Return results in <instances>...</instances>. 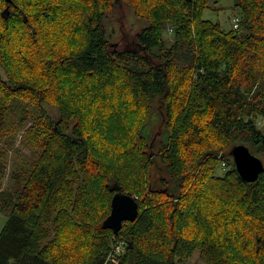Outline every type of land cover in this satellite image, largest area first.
I'll return each mask as SVG.
<instances>
[{
	"label": "trees",
	"instance_id": "16d2710c",
	"mask_svg": "<svg viewBox=\"0 0 264 264\" xmlns=\"http://www.w3.org/2000/svg\"><path fill=\"white\" fill-rule=\"evenodd\" d=\"M210 1L0 0V264H264V170L247 183L230 154L264 156V0H234L228 31ZM118 2L146 22L136 50L110 44ZM116 187L139 204L117 235Z\"/></svg>",
	"mask_w": 264,
	"mask_h": 264
},
{
	"label": "rangeland",
	"instance_id": "374dc122",
	"mask_svg": "<svg viewBox=\"0 0 264 264\" xmlns=\"http://www.w3.org/2000/svg\"><path fill=\"white\" fill-rule=\"evenodd\" d=\"M211 0L209 3V8L204 12V19L210 20L214 23H219L224 30H230L233 27V20L237 16H241L240 10L234 8V0ZM105 25L108 29L110 35V44L114 49H128L136 50L137 44L135 41V35L146 26L144 20L138 19L134 16L130 7L123 2H118L115 7L114 12L106 18ZM166 38L171 37V29L165 33ZM169 41V40H168ZM157 117L153 118L149 125L150 139L154 144H158L163 137V132L165 131V124L161 120V103L156 104ZM48 113L53 119L57 117V109L53 106L47 107ZM255 124L264 131V118L262 116H257L254 118ZM31 123L28 125L30 126ZM26 127V126H25ZM21 128L16 136L15 149L9 151V157L15 158L16 152L28 153V149L21 145L22 135L25 133L26 128ZM262 160L264 156L262 154L257 155ZM10 171V166H8L7 175L4 179V188L9 184L8 173ZM7 221V215L0 212V232ZM54 225L51 230L52 236L54 235ZM125 246L124 252L125 253ZM178 264H208L204 259L201 258L199 252H195L191 258L186 261H182Z\"/></svg>",
	"mask_w": 264,
	"mask_h": 264
},
{
	"label": "water",
	"instance_id": "95a60500",
	"mask_svg": "<svg viewBox=\"0 0 264 264\" xmlns=\"http://www.w3.org/2000/svg\"><path fill=\"white\" fill-rule=\"evenodd\" d=\"M11 3L12 0H6ZM9 14V6L3 12ZM6 14V16H7ZM230 154L233 158L235 169L239 176L247 183L257 181L264 170V161L253 154L246 144L235 145ZM139 204L134 197L122 192L121 187H116V192L111 200V211L103 222V227L111 229L118 234L125 222H134L138 216Z\"/></svg>",
	"mask_w": 264,
	"mask_h": 264
},
{
	"label": "built area",
	"instance_id": "2783aa9c",
	"mask_svg": "<svg viewBox=\"0 0 264 264\" xmlns=\"http://www.w3.org/2000/svg\"><path fill=\"white\" fill-rule=\"evenodd\" d=\"M233 22H234L233 28L238 29L240 26L241 18L239 16H237L234 18ZM125 245H126V242L123 239L119 240L117 242V244L115 245L113 257H115V255H117V256L122 255L124 252V246ZM113 261L115 263H117L115 259H113Z\"/></svg>",
	"mask_w": 264,
	"mask_h": 264
}]
</instances>
